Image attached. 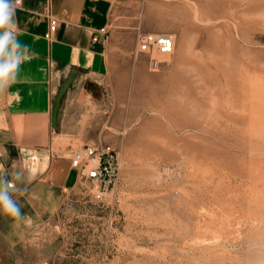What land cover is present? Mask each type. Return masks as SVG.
Masks as SVG:
<instances>
[{
  "label": "rangeland",
  "instance_id": "1",
  "mask_svg": "<svg viewBox=\"0 0 264 264\" xmlns=\"http://www.w3.org/2000/svg\"><path fill=\"white\" fill-rule=\"evenodd\" d=\"M107 25L72 150L112 149L117 181L0 213V264H264V0H114Z\"/></svg>",
  "mask_w": 264,
  "mask_h": 264
},
{
  "label": "crops",
  "instance_id": "2",
  "mask_svg": "<svg viewBox=\"0 0 264 264\" xmlns=\"http://www.w3.org/2000/svg\"><path fill=\"white\" fill-rule=\"evenodd\" d=\"M113 1L21 0L16 9L18 40L32 57L21 64L16 82L0 93V136L8 142L0 141V172L9 179L19 174L17 187L26 189L13 194L16 201H48L51 207L74 185L69 158L83 142L78 128L82 106L93 101L91 84L110 70L107 34L99 30L108 22ZM48 16L57 23L46 40ZM71 73L53 128L54 96Z\"/></svg>",
  "mask_w": 264,
  "mask_h": 264
},
{
  "label": "built area",
  "instance_id": "3",
  "mask_svg": "<svg viewBox=\"0 0 264 264\" xmlns=\"http://www.w3.org/2000/svg\"><path fill=\"white\" fill-rule=\"evenodd\" d=\"M56 19L48 16V29L44 39L49 40L56 28ZM108 25L99 32L107 34ZM96 41V37H92ZM173 48V37L168 33L137 32L135 36L134 54L153 56L168 55ZM69 166L76 173L82 184L92 187L100 194L106 193L117 181L119 163L116 153L109 148L82 144L71 152Z\"/></svg>",
  "mask_w": 264,
  "mask_h": 264
},
{
  "label": "clouds",
  "instance_id": "4",
  "mask_svg": "<svg viewBox=\"0 0 264 264\" xmlns=\"http://www.w3.org/2000/svg\"><path fill=\"white\" fill-rule=\"evenodd\" d=\"M21 0H0V93L16 82L23 62L31 59L29 49L18 40L19 30L15 14ZM15 178L9 179L0 172V213L19 220L22 218L20 205L13 194L26 189L17 187Z\"/></svg>",
  "mask_w": 264,
  "mask_h": 264
},
{
  "label": "water",
  "instance_id": "5",
  "mask_svg": "<svg viewBox=\"0 0 264 264\" xmlns=\"http://www.w3.org/2000/svg\"><path fill=\"white\" fill-rule=\"evenodd\" d=\"M74 75V73H71L59 86L55 96H54V100H53V106L51 109V116H50V124L53 128L56 127V120H57V114H58V110H59V106H60V101L62 99V97L64 96L67 88L69 87L71 81H72V76ZM0 141L2 143L8 144L7 140L3 139L0 136Z\"/></svg>",
  "mask_w": 264,
  "mask_h": 264
}]
</instances>
